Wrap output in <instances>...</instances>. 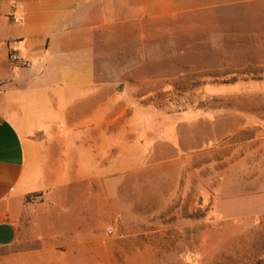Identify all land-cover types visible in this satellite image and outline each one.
<instances>
[{
  "label": "rangeland",
  "instance_id": "1",
  "mask_svg": "<svg viewBox=\"0 0 264 264\" xmlns=\"http://www.w3.org/2000/svg\"><path fill=\"white\" fill-rule=\"evenodd\" d=\"M106 3L134 154L104 264H264V0Z\"/></svg>",
  "mask_w": 264,
  "mask_h": 264
},
{
  "label": "crops",
  "instance_id": "2",
  "mask_svg": "<svg viewBox=\"0 0 264 264\" xmlns=\"http://www.w3.org/2000/svg\"><path fill=\"white\" fill-rule=\"evenodd\" d=\"M106 1L0 0V264L106 262L134 154L98 63Z\"/></svg>",
  "mask_w": 264,
  "mask_h": 264
},
{
  "label": "built area",
  "instance_id": "3",
  "mask_svg": "<svg viewBox=\"0 0 264 264\" xmlns=\"http://www.w3.org/2000/svg\"><path fill=\"white\" fill-rule=\"evenodd\" d=\"M13 20H14L15 22H17V21H18V18H15V17H14ZM9 58H10L13 62L18 63L19 65H25V64H26V60L20 58L14 50H10V52H9ZM109 231H111V229H110Z\"/></svg>",
  "mask_w": 264,
  "mask_h": 264
}]
</instances>
